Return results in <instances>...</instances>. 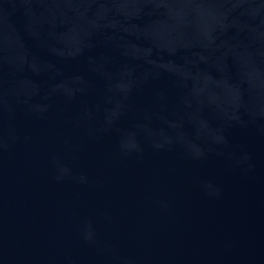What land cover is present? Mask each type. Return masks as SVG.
Instances as JSON below:
<instances>
[{"label": "water", "instance_id": "water-1", "mask_svg": "<svg viewBox=\"0 0 264 264\" xmlns=\"http://www.w3.org/2000/svg\"><path fill=\"white\" fill-rule=\"evenodd\" d=\"M0 264H264V0H0Z\"/></svg>", "mask_w": 264, "mask_h": 264}]
</instances>
